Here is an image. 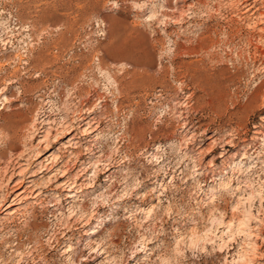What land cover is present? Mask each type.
<instances>
[{"label": "rangeland", "instance_id": "374dc122", "mask_svg": "<svg viewBox=\"0 0 264 264\" xmlns=\"http://www.w3.org/2000/svg\"><path fill=\"white\" fill-rule=\"evenodd\" d=\"M171 1L0 0V143L13 136L0 151V264H70L81 247L82 264H232L246 251L264 264V22L229 0L210 18ZM205 21L219 29L206 67L225 90L212 102L186 80L208 56ZM113 40L153 55L135 92L103 58ZM75 110L88 122L67 132ZM247 209L251 232L229 234ZM209 228L224 239L200 238Z\"/></svg>", "mask_w": 264, "mask_h": 264}, {"label": "bare ground", "instance_id": "6f19581e", "mask_svg": "<svg viewBox=\"0 0 264 264\" xmlns=\"http://www.w3.org/2000/svg\"><path fill=\"white\" fill-rule=\"evenodd\" d=\"M195 3L199 4V5H204L205 6V9H203V11L206 12L208 18L213 17V14L212 13H216V12H213V11H219L221 7H223V1L222 0H194ZM181 2V0H177L175 5L176 6H183L181 4H179ZM225 2V1H224ZM173 2L171 0H164V3L161 5V7H168L170 9V7L173 6L172 4ZM225 3H227L226 5H228L232 12H238V11H241V13H248L250 10L252 11V9H254L251 14L253 16V14L255 15V18L257 17L256 20H259L261 22H264V10H259L258 7L256 6V1L254 0H229L228 2L226 1ZM193 4V3H192ZM260 3H258L257 5H259ZM256 6V7H255ZM162 7V8H163ZM175 7V6H174ZM201 7V6H200ZM228 7V8H229ZM199 8V6H198ZM261 9V7H260ZM264 9V7L262 8ZM180 10L181 12H187L188 14L185 16L183 15V13H181V15L183 16V19L188 17L190 19H194L195 17V14H196V8H195V4L187 7L186 9H184L183 7H180ZM226 10V9H225ZM168 11V9H167ZM152 15H154V12L155 10L152 9ZM156 13V12H155ZM190 14H194L192 16H190ZM198 14V13H197ZM205 14V15H206ZM165 15V14H164ZM246 15V14H245ZM237 16V15H235ZM242 16V15H241ZM249 16V15H247ZM180 17V15H179ZM215 18V17H214ZM253 17H250L249 19H252ZM173 19V18H172ZM178 19V18H177ZM213 19V18H212ZM248 20V19H247ZM249 21V20H248ZM253 21V19H252ZM206 22V21H205ZM185 23V22H184ZM252 23V22H251ZM250 23V24H251ZM253 24V23H252ZM249 25V24H248ZM216 26V25H215ZM214 25H211V23H209L208 21L204 24V26H202L203 30L201 31V33L199 34L197 40H198V46L201 50L205 51L208 56H205V58H201L200 59V63L198 65L195 64V66H191L190 68H192V71H193V74H191L192 76H190L189 78H186V80L188 79V81H192V82H195L196 86L200 87L201 90L203 89V91H205L204 93H206L208 95V99H210V101L212 102V100H216L217 96L219 93H221V91L225 92L222 84H223V81L221 78H219L217 76V73L219 70H222V69H216V70H211L209 69V67L207 68L206 67V60L208 59V57H211L212 58V54L210 52V49H212L215 44H216V41L214 39V36L219 34V29L218 27H215ZM262 30H264V27H261ZM226 29V28H225ZM215 34V35H213ZM262 34V33H261ZM260 34V35H261ZM221 35V34H220ZM264 35V34H263ZM217 39V38H216ZM126 40V39H125ZM108 41V40H107ZM114 41V42H113ZM113 41H109L108 43H105L106 45L104 46L106 48V53L104 54V57L103 58H106V60H108L109 62L111 63H118L120 65H122V69H124V71L121 69V71H123L125 74H129L130 77H129V80H119V89L121 87V89H125L127 88L128 90L130 89V91L132 92H135L141 85H143L144 83H146V81L151 77V73L150 71H152V69L150 70V67L152 66V56L151 55V52L149 51V49H145L144 51H142V54H133L135 50H133V48H131L130 46H128L124 41H119L117 42V40H113ZM177 43V42H176ZM181 43V42H180ZM129 44V43H128ZM142 44V43H141ZM177 45V44H176ZM146 46V45H145ZM195 48V47H194ZM140 51V50H138ZM175 51V50H174ZM191 52V51H190ZM197 52V51H196ZM210 61V60H209ZM188 63V62H187ZM184 64V63H183ZM193 65V64H192ZM152 68V67H151ZM163 69V67H162ZM161 70V69H160ZM190 71V69H188ZM111 72V71H110ZM162 72V71H161ZM122 73V72H121ZM123 74V73H122ZM181 76V75H180ZM110 78H111V75H110ZM128 78V77H127ZM184 79V78H183ZM186 82V81H184ZM187 83V82H186ZM189 83V82H188ZM160 84V83H159ZM192 84V83H191ZM264 84V82H263ZM165 85V84H164ZM190 85V84H189ZM118 86V85H117ZM180 87V86H179ZM194 87V86H193ZM118 88V87H117ZM168 88V87H167ZM184 88V87H183ZM189 88V87H188ZM196 88V87H195ZM165 91V90H164ZM166 92V91H165ZM205 94V95H206ZM173 95V94H171ZM182 98V97H181ZM203 99V98H202ZM207 99V100H208ZM177 100V99H176ZM209 102V101H208ZM90 108V107H89ZM76 109V108H74ZM88 109V108H87ZM80 110V108H79ZM77 111V110H75ZM87 111V110H86ZM84 111V112H86ZM79 113V111H77ZM87 114V113H86ZM78 117V123H77V127H75L74 125H76V123L74 124L73 121H71L70 123L69 122V119H65L66 116L63 117V119L60 121L63 125L65 124H69L68 126L66 125V130L67 132H70V131H73V130H79V128H81L82 124L84 123H87L88 121H86L87 119V116L83 115L82 113L79 115H77ZM92 118V117H91ZM93 119V118H92ZM191 120V119H190ZM59 122V123H60ZM84 122V123H83ZM181 122V121H180ZM183 123V122H182ZM19 124L20 123H16V124H12L10 125V132H11V136L13 134L16 133V128L19 127ZM138 130V129H137ZM18 131V130H17ZM240 132V131H239ZM238 133V132H237ZM10 134V133H9ZM236 135V134H235ZM13 137V136H12ZM12 137H9L7 139H5L4 141H2L0 143V151L4 150V148H6L7 146L11 145L12 143ZM73 138V137H72ZM245 139V137H244ZM150 144V143H149ZM158 144V143H157ZM156 146V145H155ZM146 147V146H145ZM160 145L157 146V148L159 149ZM155 148V149H157ZM128 155V154H127ZM156 155V154H155ZM107 156V155H106ZM161 156V155H160ZM111 157V156H110ZM109 157V161L107 162V165L109 166L107 168V170H110L111 169V166L114 165L115 161H114V158H110ZM114 157V156H113ZM17 158V157H16ZM15 158V160H16ZM108 158V156H107ZM123 159V158H122ZM121 159V161H122ZM120 161V160H119ZM13 164V163H12ZM171 169V168H170ZM215 170V169H214ZM225 172V171H224ZM227 173V172H226ZM206 174V173H205ZM135 175V174H134ZM174 175V174H173ZM110 176V175H108ZM27 178H25L23 181L24 182H29L32 181V178H30V175L26 176ZM119 178V177H118ZM126 178V177H125ZM108 179V178H107ZM111 179V178H110ZM131 180V179H130ZM220 186L222 185L223 187L227 186L229 184V181H220ZM67 182H64L62 185L66 184ZM74 183V181H73ZM131 183V182H130ZM72 184V182H71ZM127 184V183H126ZM32 184H29L28 186H31ZM117 185V184H116ZM130 185V184H129ZM113 186V185H112ZM210 187V186H209ZM212 187V186H211ZM38 187L35 188V190L37 189ZM114 188V187H113ZM211 190H213V188H210ZM46 190V188H41L40 191H37L36 194H34V197L36 196H39L40 194H42L44 191ZM67 190V189H66ZM68 190H71L70 188ZM126 190V189H125ZM110 193L112 191L111 189V186H110V189L108 190ZM253 192V191H252ZM251 193V192H250ZM214 195V193H213ZM251 195V194H250ZM41 196V195H40ZM70 196H74V195H67V197H70ZM253 196V195H252ZM251 196V197H252ZM250 197V198H251ZM5 198V194L2 193V190H1V193H0V203L4 200ZM261 198H263V196L261 195ZM64 200H66V198H64L63 200H61L63 203ZM242 201V200H241ZM214 202V201H213ZM239 203V202H238ZM55 204V203H53ZM223 205V204H222ZM3 206V205H1ZM83 207V206H81ZM217 207V206H216ZM261 207V205H260ZM212 208H215V207H212ZM153 209V208H152ZM210 209V208H209ZM218 209H220L218 207ZM217 209V210H218ZM263 209V206L262 208ZM85 209H81L80 212H77L74 214V216H76L77 214L81 213L80 216L84 215L83 212ZM226 210V209H225ZM73 213L75 211V209L73 208L72 209ZM208 211H213V210H208ZM261 211V210H260ZM263 211V210H262ZM12 212V211H11ZM10 212V213H11ZM53 213V212H52ZM203 213V212H202ZM252 210L251 209H247L245 211V216H247V218H245V216L243 217H238L237 218V225H235V227H231V224H232V221H233V218L231 220H229L227 223V226L230 227L229 228V234H233L235 231L236 232H251V225L249 224V220L251 218V215H252ZM70 215V214H69ZM200 215V214H199ZM211 216H213L211 214ZM72 218V217H71ZM69 218V219H71ZM86 218V217H85ZM216 218V217H215ZM258 218V217H257ZM262 218V217H261ZM259 219L262 220V219ZM75 219V218H74ZM214 219V218H212ZM217 219V218H216ZM76 220V219H75ZM75 220L73 222H75ZM83 218L81 219V221L77 222V224L79 223H82L83 222ZM219 221V219H217ZM78 221V220H77ZM221 221V220H220ZM59 222V221H58ZM56 222V223H58ZM70 222V221H69ZM223 222V220L221 221ZM219 222V223H221ZM225 222V223H226ZM218 223V222H217ZM76 224V223H75ZM76 224V225H77ZM59 225V224H58ZM74 225V223H73ZM81 226V225H80ZM73 228V227H72ZM74 228H77L74 226ZM216 228V227H214ZM79 229V228H78ZM210 229V228H209ZM236 229V230H234ZM260 229V228H259ZM263 228H261L262 230ZM73 230V229H71ZM69 230L71 236H73L75 233V231H71ZM75 230V229H74ZM98 230V229H97ZM215 230V229H214ZM55 231V230H54ZM260 231V230H259ZM95 230H92L91 233H94ZM99 230L97 231V233L95 234H98ZM213 234L212 236H209L207 233L204 235V236H201L200 235V238L201 237H206V239L208 240H211L213 242H216V238H221V239H224V237L222 235H219V234H216L213 230L210 229V234ZM247 233V235H248ZM67 234V233H66ZM228 234V233H227ZM250 235V234H249ZM69 236V234H68ZM230 236V235H229ZM52 237V236H51ZM55 237V236H54ZM71 238V237H70ZM199 237H197L198 239ZM227 239V238H226ZM63 240V239H62ZM196 240V239H195ZM255 242V241H254ZM253 242V243H254ZM218 244V241L216 242ZM226 243V242H225ZM91 244V243H90ZM220 244V243H219ZM256 244V243H255ZM255 244H252V245H255ZM36 245V244H35ZM92 245V244H91ZM90 245V246H91ZM223 245H225L223 243ZM222 245V246H223ZM227 245V244H226ZM69 246H71V244H69ZM205 246V245H204ZM203 246V247H204ZM221 246V244L219 245ZM251 247V246H250ZM253 247V246H252ZM90 248V247H89ZM93 248V246L91 247ZM71 249V248H69ZM79 249V248H77ZM252 249V248H251ZM73 250V249H72ZM107 250V249H106ZM255 250L254 247L252 249V251ZM251 251V250H250ZM249 251H246V252H242L239 254L238 257L234 258L232 260V264H251L254 262V258L252 255H249L248 254ZM256 252V251H255ZM250 253V252H249ZM251 254V253H250ZM90 255V254H89ZM85 256V249H83L81 247V249L79 250V252L77 253V255L71 260L70 264H79L80 262L78 261V258L79 257H82L83 261H87V256ZM106 256V255H105ZM91 259V258H90ZM81 260V261H82ZM89 261V260H88ZM67 264V263H66ZM82 264V263H80ZM88 264V263H87Z\"/></svg>", "mask_w": 264, "mask_h": 264}]
</instances>
